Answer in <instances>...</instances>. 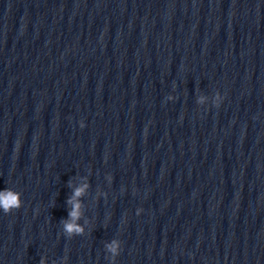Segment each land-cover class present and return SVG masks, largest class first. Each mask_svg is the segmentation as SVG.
Instances as JSON below:
<instances>
[{
    "label": "water",
    "instance_id": "1",
    "mask_svg": "<svg viewBox=\"0 0 264 264\" xmlns=\"http://www.w3.org/2000/svg\"><path fill=\"white\" fill-rule=\"evenodd\" d=\"M7 193L0 264H264V0H0Z\"/></svg>",
    "mask_w": 264,
    "mask_h": 264
},
{
    "label": "clouds",
    "instance_id": "2",
    "mask_svg": "<svg viewBox=\"0 0 264 264\" xmlns=\"http://www.w3.org/2000/svg\"><path fill=\"white\" fill-rule=\"evenodd\" d=\"M80 127H81V129H83L84 125L81 124ZM83 192H84L83 187L75 189L73 197L69 200V203H73V201H75V199L77 197H79ZM10 206L19 207L17 195L10 194V193L0 194V208H3L5 210V212H7L10 210ZM78 209H79V204L73 203V211L69 213L70 218H72L73 220L77 219L79 216ZM141 211H142V209H138L136 212V215L139 216ZM74 228H75V226L73 224L65 223V230L67 232L71 233L74 230ZM76 230L79 231V229H76ZM109 250L113 254H116L115 242H113V245L110 246Z\"/></svg>",
    "mask_w": 264,
    "mask_h": 264
}]
</instances>
